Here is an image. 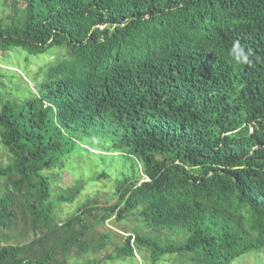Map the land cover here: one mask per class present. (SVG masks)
<instances>
[{"label": "trees", "instance_id": "16d2710c", "mask_svg": "<svg viewBox=\"0 0 264 264\" xmlns=\"http://www.w3.org/2000/svg\"><path fill=\"white\" fill-rule=\"evenodd\" d=\"M6 4L0 85L23 83L32 55L53 58L26 93H0V229L28 237L1 244L0 264H232L264 251V0ZM105 178L114 203L87 194L57 219ZM129 216L139 225L102 256L107 220Z\"/></svg>", "mask_w": 264, "mask_h": 264}, {"label": "rangeland", "instance_id": "374dc122", "mask_svg": "<svg viewBox=\"0 0 264 264\" xmlns=\"http://www.w3.org/2000/svg\"><path fill=\"white\" fill-rule=\"evenodd\" d=\"M6 2H9V0H0V15L3 13V9L6 8L8 10V5ZM18 51V50H17ZM17 51H13L12 53H16ZM25 52H18L14 55V62L18 66L24 67L25 64ZM40 54V55H32L29 61H27V69L29 71V75H27L25 72H23L21 69L17 71V74L21 76L24 81H26V85L28 86L25 88V83L20 80V78H16L14 80V83L12 81H7L6 85H0V93L2 97H5L8 93H11L17 96H21L22 93H26L28 88H31L33 85L32 78L30 76L34 75L36 71L42 67L46 66L47 63L52 61L53 56L52 55H46ZM43 56V57H42ZM1 58V55H0ZM13 60V59H12ZM17 83V85H15ZM5 93V94H4ZM1 108V103H0ZM10 158L9 153L3 148L1 142H0V162L3 164H6ZM72 176L70 174H64L63 178L61 179V184H69L71 183ZM113 183L109 178L100 179L96 182H90L84 189L83 193L76 199L73 203H63L59 205V207L56 208V214L57 219H63L68 214L72 213L75 209L77 204L83 200V198L87 194L91 195H97L100 194V199L102 201L106 200V198L110 199V203H114L116 201V197L112 196L113 192ZM54 194H56L54 192ZM107 226L112 228L114 232H111V244L108 245L103 252H101L102 256L109 254L113 251V244H119L122 242L123 237L122 234H126V231H131L139 225V219L137 217L129 216L124 221H118L114 217L107 220ZM102 231L104 230V227H100ZM18 230L16 229H0V245L5 244L7 242H19L22 240H27V235L22 237L17 235ZM100 253H98L96 256H101ZM92 256V254H89V257ZM168 256V255H167ZM170 256V255H169ZM149 259V258H148ZM79 260V258H77ZM181 261H178L177 264H183L182 259ZM143 261L142 255H137V261L133 260L130 261L128 259H119L115 258L109 261L104 262L103 264H141ZM175 262V261H174ZM173 262H165L164 264H172ZM176 263V262H175ZM186 264H188L186 262ZM190 264V263H189ZM232 264H264V251L261 252H252L246 255H242L240 257H237Z\"/></svg>", "mask_w": 264, "mask_h": 264}]
</instances>
